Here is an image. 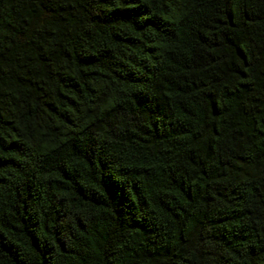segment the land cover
Instances as JSON below:
<instances>
[{"label":"trees","instance_id":"obj_1","mask_svg":"<svg viewBox=\"0 0 264 264\" xmlns=\"http://www.w3.org/2000/svg\"><path fill=\"white\" fill-rule=\"evenodd\" d=\"M0 264H264V0H0Z\"/></svg>","mask_w":264,"mask_h":264}]
</instances>
